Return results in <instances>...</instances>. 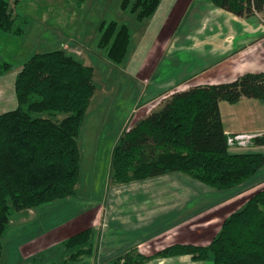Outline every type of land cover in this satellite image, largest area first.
<instances>
[{
  "label": "trees",
  "instance_id": "trees-1",
  "mask_svg": "<svg viewBox=\"0 0 264 264\" xmlns=\"http://www.w3.org/2000/svg\"><path fill=\"white\" fill-rule=\"evenodd\" d=\"M239 17L261 13L264 0H209ZM159 0H122L120 9L151 17ZM27 21L13 16L10 0H0V31L23 37ZM97 47L121 65L130 30L115 21L101 26ZM12 66L0 62V76ZM93 68L64 51L33 55L14 83L16 107L0 114V259L12 211L35 209L74 197L79 179L77 146L83 120L95 93ZM264 99V74H246L230 83L175 92L156 112L128 128L112 154L111 176L123 185L182 174L216 191L234 189L264 166L260 154H231L219 103ZM264 146V135L254 139ZM94 230L87 228L63 242L68 263L93 256ZM190 256L209 264H264V189L255 192L221 224L206 246L174 244L147 257L126 253L113 264H145L152 259Z\"/></svg>",
  "mask_w": 264,
  "mask_h": 264
},
{
  "label": "rangeland",
  "instance_id": "rangeland-1",
  "mask_svg": "<svg viewBox=\"0 0 264 264\" xmlns=\"http://www.w3.org/2000/svg\"><path fill=\"white\" fill-rule=\"evenodd\" d=\"M121 3L122 0H10L13 16L19 22L27 21L23 37L0 31V62L12 66L10 76L33 55L64 51L93 68L95 93L77 138L80 170L76 195L33 209L31 218L24 211L25 226L30 228L27 237L46 231L51 237L58 235L57 243L36 258L16 256L15 260L18 244L6 233L1 239L0 264H69L63 243L58 245L59 235L66 237L87 228L94 230L95 256L85 259V263L70 264H90L94 259L95 264H113L126 253L151 257L174 244L204 246L227 217L222 211L197 217L195 209L211 201L206 194L218 191L182 174L123 185L112 181V154L119 138L135 123L158 111L175 93L141 108L144 84L137 80L139 65L146 52L156 50L150 49V42L161 24L154 17L139 22L136 14L122 12ZM112 21L130 30L127 55L118 66L97 47L101 26ZM156 72L154 78L158 81L162 74ZM147 93L146 101L151 99ZM187 203L189 206L183 210ZM20 214L12 211L8 228L22 225ZM184 220L187 222L180 224ZM104 246L108 251L105 256L101 254ZM163 260L154 258L145 264H193L190 256L179 262Z\"/></svg>",
  "mask_w": 264,
  "mask_h": 264
},
{
  "label": "crops",
  "instance_id": "crops-1",
  "mask_svg": "<svg viewBox=\"0 0 264 264\" xmlns=\"http://www.w3.org/2000/svg\"><path fill=\"white\" fill-rule=\"evenodd\" d=\"M151 17L161 25L155 35L156 38L152 43L150 42V49L156 50L146 52L144 61L139 65L137 80L144 84L141 88V98L145 101L141 104V108L173 92L230 83L246 74H264V8L261 13L239 17L215 7L209 0H159V7ZM149 58V63L146 65ZM21 68L13 76H10V71L0 76V114L12 111L16 107L14 83ZM156 71L162 74L158 81L154 78ZM145 93L151 95L149 97L151 99L146 101ZM219 113L226 136L248 138L244 146L231 147L229 149L231 154L264 156V146L253 143L255 138L264 135V99H241L234 104L220 102ZM187 184L191 185V182ZM262 189H264V166L251 179L234 189L207 193L205 197H211V201L209 199L210 202L195 209V212H198L196 215L201 217L222 211L228 217L251 195ZM201 195L205 194L201 191ZM189 204L183 206V210ZM24 211H20L22 225L10 226L6 232L15 244H18L14 252L15 260L16 256L21 259H32L33 256L36 258L49 246L53 247L58 240V235L51 237L46 231L27 237L30 228L25 226ZM26 211L30 218L33 217V209ZM227 217H223V221ZM186 222L184 220L180 224ZM63 228L64 226L59 230ZM217 232L207 239L204 246L209 244ZM76 233L66 237L60 233L61 241L58 245H62L61 243ZM105 246L103 251L101 250L103 256L108 254ZM93 255L95 256V253ZM186 258L188 256L166 258L163 261L179 262ZM82 262L85 263L86 260ZM90 264H95V259ZM193 264L200 263L193 262Z\"/></svg>",
  "mask_w": 264,
  "mask_h": 264
},
{
  "label": "built area",
  "instance_id": "built-area-1",
  "mask_svg": "<svg viewBox=\"0 0 264 264\" xmlns=\"http://www.w3.org/2000/svg\"><path fill=\"white\" fill-rule=\"evenodd\" d=\"M247 137L245 136H235L228 138V145L231 147L244 146L247 142Z\"/></svg>",
  "mask_w": 264,
  "mask_h": 264
}]
</instances>
